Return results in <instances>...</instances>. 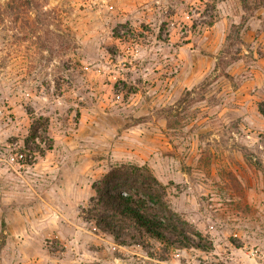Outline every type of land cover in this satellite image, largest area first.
<instances>
[{
	"label": "rangeland",
	"instance_id": "374dc122",
	"mask_svg": "<svg viewBox=\"0 0 264 264\" xmlns=\"http://www.w3.org/2000/svg\"><path fill=\"white\" fill-rule=\"evenodd\" d=\"M5 1L0 159L32 158L0 164V264H264V0ZM121 163L210 247L83 219Z\"/></svg>",
	"mask_w": 264,
	"mask_h": 264
},
{
	"label": "trees",
	"instance_id": "16d2710c",
	"mask_svg": "<svg viewBox=\"0 0 264 264\" xmlns=\"http://www.w3.org/2000/svg\"><path fill=\"white\" fill-rule=\"evenodd\" d=\"M18 1L20 0H6L2 8L13 12L19 8ZM32 8L34 11L42 9L45 14L50 11L43 10L41 6ZM91 188L93 195L86 206L81 207L80 215L83 219L94 222L97 228L108 232L115 239L138 233L142 237L168 243L169 232L175 237L169 244L202 249L210 247L204 243H195L194 238L187 232V222L170 208L163 186L145 164L112 165L92 182ZM192 231L199 239L202 238L200 232Z\"/></svg>",
	"mask_w": 264,
	"mask_h": 264
},
{
	"label": "built area",
	"instance_id": "2783aa9c",
	"mask_svg": "<svg viewBox=\"0 0 264 264\" xmlns=\"http://www.w3.org/2000/svg\"><path fill=\"white\" fill-rule=\"evenodd\" d=\"M31 154H27L23 150H15L11 152L10 149H6L0 159V164L6 171L20 172L22 171L31 160Z\"/></svg>",
	"mask_w": 264,
	"mask_h": 264
},
{
	"label": "crops",
	"instance_id": "0c3cea01",
	"mask_svg": "<svg viewBox=\"0 0 264 264\" xmlns=\"http://www.w3.org/2000/svg\"><path fill=\"white\" fill-rule=\"evenodd\" d=\"M18 264H33V261H31V260H25V261H21L20 263H18Z\"/></svg>",
	"mask_w": 264,
	"mask_h": 264
}]
</instances>
